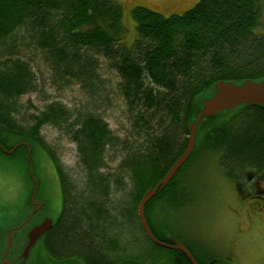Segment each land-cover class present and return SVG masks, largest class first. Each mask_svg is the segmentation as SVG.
I'll use <instances>...</instances> for the list:
<instances>
[{
	"label": "trees",
	"instance_id": "16d2710c",
	"mask_svg": "<svg viewBox=\"0 0 264 264\" xmlns=\"http://www.w3.org/2000/svg\"><path fill=\"white\" fill-rule=\"evenodd\" d=\"M131 16L136 34L127 44L118 0H0V145L10 150L19 144L14 152L26 151L27 174L18 176L20 182L32 181L28 150L35 176L39 162H44L42 155L48 157L61 192L60 212L47 234L46 249H37L38 242L30 264H191L181 251L159 246L147 237L138 218V202L182 153L187 124L198 114L200 98L212 92L216 80L237 83L264 77V0H196L181 13L169 15L137 5ZM19 29L42 52L54 85H80L85 101L93 107L108 98L109 80L102 72L117 78L118 92L136 132L133 144L124 141L116 172L125 175L131 188L117 227L135 224L152 244L153 250L148 248L144 256H111L116 245L108 229L115 222L108 220L104 201L95 199L106 196L112 179L99 172L106 147L115 140L106 121L89 110L72 115L59 103L31 114L28 125L16 120L15 98L36 81L30 65L14 56L13 35ZM47 122L61 126L76 141L86 172L83 190L72 191L53 149L40 134ZM196 139L187 160L144 206L148 226L165 242H170L165 232L171 229L159 215L186 204V172L199 156L208 155L231 180L243 181L247 172L264 169V107L241 104L206 116L197 127ZM2 148L1 156H12ZM4 183V189H12L9 179ZM170 233L198 264H224L202 257L186 238ZM45 252L51 261L45 260Z\"/></svg>",
	"mask_w": 264,
	"mask_h": 264
},
{
	"label": "rangeland",
	"instance_id": "374dc122",
	"mask_svg": "<svg viewBox=\"0 0 264 264\" xmlns=\"http://www.w3.org/2000/svg\"><path fill=\"white\" fill-rule=\"evenodd\" d=\"M118 1L122 4L121 20L125 29L124 40L127 44L131 43L136 34L131 16L134 6H145L169 15L181 13L196 2V0ZM23 34V30L19 29L13 35L17 48L14 56L20 57L30 65L36 81L30 90L15 98L16 120L20 124L28 125L31 123V114H38L50 103H59L67 107L72 115L80 109L89 110L99 114L106 121L115 140L113 144L106 147L104 165L99 172L106 176L110 175L112 179L108 182L106 196L95 199L104 201L102 204L107 210L108 220L115 222L108 229L116 245L111 256L113 258L126 254L144 256L148 248L153 250L152 244L142 237L135 224L131 227L127 224L117 227L119 221L117 219H121L120 215L125 211V202L131 188L125 175H119L116 172L122 158L124 141L130 144L136 141V132L129 121L125 101L118 92L117 78L109 71L102 72L103 77L109 80L106 85L108 98L101 105L93 107L88 99L85 101L86 95L80 85L74 82L62 87L54 85L42 52L35 48L32 42H28ZM40 134L53 149L63 171L72 183V191L83 190L86 172L76 141L71 139L67 130L50 122L41 126ZM20 151L12 153L11 157L0 155V217L3 215L0 218V258L7 243V228L26 219L30 210V191L33 186L30 179L24 178L23 182L18 180L20 174H27L23 161L25 150ZM207 157L206 154L199 156L186 172L183 196L186 204L179 206L176 211L173 210L168 214L165 212L159 216L166 227L186 238L206 259L209 257L212 260L220 259L224 264H264V206L260 203L261 201L245 200L241 197L235 183L222 174L214 160ZM42 159L44 162H39L41 168L36 178L40 180V193L45 196L41 197L54 202L50 210L46 209V213L55 220L60 209V204L57 205L56 202H61L60 185L51 161L45 155H42ZM29 163L32 169L33 163L30 160ZM5 165L11 169L5 168ZM15 166L19 169L18 172L14 171ZM6 178L12 183L10 190L2 187ZM120 185L121 188H119ZM36 198L40 200L39 197L36 196ZM19 206L21 207L17 210ZM42 210L35 213L27 223L25 222L26 224L24 223L20 235L11 234V238L17 240L16 249L24 229L41 218ZM170 232H165L168 238L173 236ZM31 259L27 258L24 263L30 264Z\"/></svg>",
	"mask_w": 264,
	"mask_h": 264
},
{
	"label": "water",
	"instance_id": "95a60500",
	"mask_svg": "<svg viewBox=\"0 0 264 264\" xmlns=\"http://www.w3.org/2000/svg\"><path fill=\"white\" fill-rule=\"evenodd\" d=\"M199 102L200 109L198 114L187 124L188 138L185 148L168 168L162 178L155 183L154 186L148 188L143 193L137 206L138 218L147 237L159 246L181 251L186 255L191 264H198V262L181 241L174 236H171L168 238L170 242H165L158 239L153 234L146 221L144 206L159 189L163 188L172 179L179 167L187 160L189 155L195 149L197 144V127L204 117L213 116L219 112L234 109L241 104H259L264 107V77L258 80L246 78L237 83L231 80L218 79L213 83L212 92L203 95ZM13 149L8 152H12ZM54 222L55 220H53L48 214L37 219L32 225L24 229L22 237L18 240V248L16 249V246L13 250H10L12 245V229L10 227L7 228V243L2 257L0 258V264H25L24 262L27 258L33 256L34 250L42 235L50 230ZM9 253L12 255H9Z\"/></svg>",
	"mask_w": 264,
	"mask_h": 264
},
{
	"label": "flooded vegetation",
	"instance_id": "af4514ba",
	"mask_svg": "<svg viewBox=\"0 0 264 264\" xmlns=\"http://www.w3.org/2000/svg\"><path fill=\"white\" fill-rule=\"evenodd\" d=\"M17 146H19V144H16L13 147L14 149L12 148L13 151L10 152V153L8 151H10L11 149L10 150H6V149L2 148L1 145H0V148H2L1 150L4 153L12 154ZM29 152L30 151L28 150V153L26 155V159H27V162H28V165H29L28 173H29V176L31 177L32 182H33V188H32V190L30 192V200H29V202H30V210H29V213H28L26 219L16 223L14 226L10 227L12 229L13 235H14V233H17L18 235H20L21 234L20 230L23 227L24 223L25 222L27 223L33 217V215L35 213H37L38 211L43 209L42 210V214H41V217H43L44 215L47 214L46 213L47 212L46 209L50 210V208L54 205V202H48L47 200H44V199L40 198L41 197L40 196V194H41L40 192L41 191L39 190L40 188L38 187L39 186V180L33 174L32 169H31V172H30L31 165H30L29 160H28ZM246 174H247V176H246L245 180H243V181L232 180V181L235 183V186H237L239 188V192H240L241 197H243L245 200L246 199H248V200H253L254 199V201H259V202L261 201L260 203L264 206V169L261 170V171H258V172L249 171ZM37 192H38V195H37ZM36 196L39 197L40 200H37L38 198H36ZM56 202H57V205H58V201H56ZM20 207L21 206H19V208H17V210H19ZM2 216L0 218H2ZM52 227L50 228V230L52 229ZM50 230H48L46 233H44L42 235V237L40 238V240H39V245H40L39 248H40V250L45 251L46 245H47V234H48V232ZM190 244L192 246V243H190ZM15 246H17V240L15 241V239L13 238L10 250L15 249ZM194 251L198 252L195 248H194ZM9 255H12V254L9 253ZM43 255L45 256V260L46 261H47L48 258H49V261H51L50 257H48V254L46 255V252L43 253ZM75 259H77V258H75ZM54 262L55 261H53V263Z\"/></svg>",
	"mask_w": 264,
	"mask_h": 264
},
{
	"label": "bare ground",
	"instance_id": "6f19581e",
	"mask_svg": "<svg viewBox=\"0 0 264 264\" xmlns=\"http://www.w3.org/2000/svg\"><path fill=\"white\" fill-rule=\"evenodd\" d=\"M66 4V3H65ZM99 123V122H98ZM115 130V129H114ZM103 231V230H102Z\"/></svg>",
	"mask_w": 264,
	"mask_h": 264
}]
</instances>
